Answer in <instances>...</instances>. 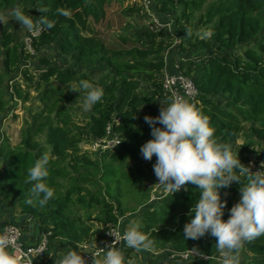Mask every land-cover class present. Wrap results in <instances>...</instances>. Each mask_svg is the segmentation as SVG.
Here are the masks:
<instances>
[{
  "label": "trees",
  "instance_id": "1",
  "mask_svg": "<svg viewBox=\"0 0 264 264\" xmlns=\"http://www.w3.org/2000/svg\"><path fill=\"white\" fill-rule=\"evenodd\" d=\"M22 1L27 0H0V10L17 3L34 21L44 17L53 23V27L46 28L34 39V53L26 49L23 37L27 32L20 30L19 25L16 31L7 25L0 28V197L19 207L24 222H34L40 231H52V238L59 240V246L99 241L104 237L103 227H96L95 221L106 224L126 215L118 198L121 161L128 157L137 161L135 167L138 170L134 167L136 180L126 175L124 178L141 187L144 200L149 198L145 182L150 177L139 172V158L140 146L151 137L149 125L144 121L138 123L139 106L152 105L150 113L157 116L160 101L165 100L157 74L164 68L162 54L171 41L167 37L157 40L158 35L145 32L149 41L139 42L140 48H127L126 55L116 51L108 53L104 44L88 29L92 25L90 17L95 21L101 19L106 0H30L29 8L21 6ZM153 1L155 4L156 0ZM155 8L162 15L180 10L176 21L192 46L205 43V39L193 40L200 26L211 33L205 56H198L191 62L188 74L199 89L196 107L208 116L217 142H226L248 130L253 140L248 150L254 149L256 144L264 147V0H157ZM197 9L201 10L198 20L194 21ZM17 34L21 39L16 37ZM248 42L254 45L250 46ZM53 44L71 61L89 63L102 58L114 69L116 77L130 74L121 83L118 78L110 83L107 76L103 79L105 84L100 81L104 95L88 111L90 119L85 127L78 126L66 112L67 87L59 86L71 82L77 70L73 67L65 69L52 61L45 49ZM177 50L181 51L179 57L186 56L183 45ZM137 75L142 78L138 79ZM146 80L149 93L143 94L139 87ZM31 89L37 94L31 96ZM29 97L32 102L27 111L32 119H25L21 140L13 145L5 138L1 124L12 112L10 104L13 100L18 106ZM35 99L40 101L41 108L35 106ZM114 115L121 117L120 124L113 130L122 137V143L113 151L101 153L100 158L84 152L81 147L84 138L103 137ZM44 152L50 156L47 182L54 191V198L44 207H38L25 202L30 185L24 180L27 168ZM249 153L245 150L238 153L245 167L244 171L238 172L241 183H246L253 174L246 170ZM151 162H155V156ZM238 188L239 183L233 182L229 188L221 189L222 199L227 200L223 219L228 218V209L239 199ZM198 198L199 189L186 183L181 191L144 207L146 213L140 227L154 244L143 250L150 253L162 248L178 251L194 248L208 255L221 254L214 237L205 234L186 240L182 234L183 225L191 218L190 210ZM76 205L89 212L87 218L76 215ZM93 211L97 215L93 216ZM8 221L13 220L8 218ZM243 248L263 257L264 235L244 242L241 250ZM168 258L155 264H224L215 259H192L195 260L192 263L190 259ZM239 262L243 263L241 258Z\"/></svg>",
  "mask_w": 264,
  "mask_h": 264
},
{
  "label": "clouds",
  "instance_id": "2",
  "mask_svg": "<svg viewBox=\"0 0 264 264\" xmlns=\"http://www.w3.org/2000/svg\"><path fill=\"white\" fill-rule=\"evenodd\" d=\"M7 15L17 21L24 32L40 30L42 26L53 27V23L44 17L34 21L18 6L9 9ZM204 35L211 33L205 31ZM67 90L83 92L82 111L90 110L104 95L103 88L88 79L67 85ZM160 102L157 116L143 117L149 125L151 138L140 146V154L144 160L155 156L154 175L158 183L172 192L186 183L199 189V198L190 210L191 218L183 225L184 238L196 239L205 234L214 237L224 264H239L243 243L264 235V166L252 172L246 183H241L238 172L244 171L245 167L238 152H234L229 144L217 142L208 116L181 95ZM49 161V154L44 152L27 168L24 183L30 187L26 203L44 207L54 198V191L47 182ZM233 182L239 183V199L228 209V218L223 219L227 200L222 199L221 189L229 188ZM108 234L114 235L111 231ZM123 241L136 251L154 244L135 221L124 230ZM110 245L102 258L93 256V264H125L122 249ZM0 264H18V257L9 251L6 237H0ZM57 264H85V260L80 252L69 250ZM127 264H133V261Z\"/></svg>",
  "mask_w": 264,
  "mask_h": 264
},
{
  "label": "rangeland",
  "instance_id": "3",
  "mask_svg": "<svg viewBox=\"0 0 264 264\" xmlns=\"http://www.w3.org/2000/svg\"><path fill=\"white\" fill-rule=\"evenodd\" d=\"M32 3H30V0H27L26 2L22 1L21 6H25V8H29ZM17 3H14L13 5L7 6L4 9L0 10V28L5 27L7 25L12 29V31H16V27L19 25L17 21L12 19L10 16L7 15V12L9 9L13 7H17ZM155 6H157V0H152V7L149 6V8H145L141 3H135L132 0H106L104 3V14H101V19L99 21L92 20V17L89 18V20L92 21V25L88 29L92 33H94L95 36L104 44L106 49H108V53H111V50H114L116 52H121L122 55H126L125 52H127L129 49L127 47H137L140 43L147 42L148 37L145 35V32L158 35L157 40L159 39H165L166 37L170 39L171 44L169 47L165 48L163 52V60L168 57V67H173V61L178 59L180 61L181 70L182 72L188 74L190 73V66L191 62L196 61L200 57H204L206 54L208 47V44L210 45V35L205 36L204 35V27L200 26L194 33L193 40L195 41L198 39H205V43H198L196 46H192L188 43V36L182 32L181 27H179V23L176 21L177 18L180 16V10H173L170 12H165L164 15L157 12ZM181 8V6H179ZM201 9H197L194 15V21L198 20V14ZM155 11L158 13L156 14ZM154 13V14H153ZM69 15L71 13H68ZM155 18H159V22L163 21L166 22L165 25L162 28H158L156 24ZM185 22V20H183ZM158 26L160 24H157ZM7 27V28H8ZM20 27V25H19ZM28 33V32H27ZM23 37V41L25 42L26 35ZM84 34H88V31H83ZM18 39H21L20 35H16ZM27 39V38H26ZM207 44V45H206ZM250 46L254 45L252 42H248ZM179 45L184 46V53H187L184 58H178L180 56V50H177ZM34 48V47H33ZM27 49V48H26ZM28 50V49H27ZM47 53H49L52 57V61L61 67H64L65 69L73 67L77 70L76 75L74 76L73 80L69 83H61L59 86H65L78 82L81 79H88L94 83H99V81L104 79L105 76H107V80L112 83L115 79L118 78L119 83H121V80L126 76H120L116 77V75L113 78H110V70L113 69L111 65L102 58H97L95 61L92 62H76L74 60H70L68 55H65L59 51V47L55 44H53L49 49H45ZM29 51V50H28ZM31 52V51H30ZM239 52V51H235ZM32 53V52H31ZM199 55H198V54ZM197 55V56H196ZM182 65L184 67L182 68ZM106 73V74H105ZM127 74V73H125ZM104 75V76H103ZM141 75V74H140ZM137 75V78H142L143 75ZM189 75V74H188ZM163 72H159L157 74V80L162 79ZM100 78V79H99ZM137 80V79H136ZM138 81V80H137ZM103 84H105V81H102ZM145 85V88L144 86ZM141 87H139V92H142L143 94L149 93L146 91V88L148 87V81L143 83ZM31 89V96H34L37 94L36 91H32ZM65 93L68 94L65 98V103H68V108L66 109V112L68 115L72 116L75 120L76 124L80 127H85L89 123V114L88 111H82V104H81V97L83 95V92L80 93L72 92L65 89ZM163 98L165 100L168 99V96L163 93ZM158 100V97L156 98V101ZM160 100V99H159ZM163 101V99H162ZM32 102V97H29L28 101L26 102H19L18 106L16 105L17 101L13 100L10 104L11 108L13 107L12 112H10L7 116V118L2 122L1 124V130L5 134V138L8 139L13 145L17 144L21 140V131L22 128L25 126V119L27 121H30L32 119L31 113L27 111V107ZM36 107L39 106L41 108L40 101H36ZM142 106V105H141ZM153 116V115H149ZM248 130L242 131L239 134L235 135V138H229L226 142H219L223 144H229L232 146V150L234 152H243L244 150L246 153L251 152L259 155L264 159V147L256 144L254 146V149L248 150V147H251L253 144L252 137L249 133H247ZM95 139V138H94ZM90 140L89 137H85L84 141L81 143L82 150L84 152H87L90 155L96 156L100 158V152L99 150H94L92 148L93 140ZM43 140V139H42ZM252 142V143H251ZM50 148V147H49ZM258 151V153H256ZM249 153V154H251ZM262 153V154H261ZM139 172L142 171V173L145 176H149L150 178L154 177L153 167L154 164L151 162V160H144L142 156L139 158ZM137 161L132 159L131 157H128L126 160L120 162L119 167V176L121 177L120 182V194L118 195L119 202L121 203V208L124 209V213L126 214L123 216L122 221L129 226V223L131 221L137 222L139 225L143 224V216L146 213L144 210V207L151 205L154 202H150L148 199L147 201L143 199L141 195V187H139L138 184L134 183L132 180H128L124 178V175L131 176L133 180H136L135 174H134V167L135 163ZM135 170H138L137 167H135ZM238 175H241L240 173ZM149 178V179H150ZM147 184V182H146ZM149 186L148 184L146 187ZM150 194L152 195V192L150 191ZM144 201V202H143ZM117 202V201H116ZM132 210H136L131 212ZM74 211L76 212L77 216H82L84 218L86 217L87 210L79 205H76L74 207ZM131 212V213H130ZM99 214V213H98ZM97 215L95 211H93V216ZM122 217V216H120ZM20 220V219H19ZM96 227L102 229L103 227V234L106 230V224L101 223L100 221L94 222ZM19 225L22 227L23 230L28 229L27 223H22V221H19ZM104 225V226H103ZM95 227V226H94ZM59 242L57 239L51 238L50 247L53 244H56ZM92 244L94 241L91 242ZM98 243V242H97ZM97 243L93 245L92 247H96ZM165 248V247H164ZM163 249V248H162ZM155 250V253L164 255L163 259L165 258H172L177 259L174 257H171V253L165 251L167 254H163V250ZM127 251V252H126ZM126 252V254H125ZM125 264H127L128 261H133V264H145L146 260L150 259V254L147 253L145 250L136 251L132 248H127L125 250ZM153 253V251H151ZM150 252V253H151ZM246 253L247 259L243 258V263L240 264H264L260 262H264V256L259 257L256 255V253L251 252L243 248L241 253ZM222 253V252H221ZM223 255V254H222ZM155 259V258H154ZM169 259V258H168ZM196 259V258H192ZM190 259L192 263L195 260ZM213 259L224 263L223 256H221V260L218 256H215ZM153 260V259H152Z\"/></svg>",
  "mask_w": 264,
  "mask_h": 264
},
{
  "label": "built area",
  "instance_id": "4",
  "mask_svg": "<svg viewBox=\"0 0 264 264\" xmlns=\"http://www.w3.org/2000/svg\"><path fill=\"white\" fill-rule=\"evenodd\" d=\"M132 1L135 3H141L145 8H149V6L152 7V0ZM155 13L158 14L156 11ZM155 20V25L158 28H162L166 23L163 21L159 22V18H155ZM157 24L160 25L158 26ZM45 29L46 28L42 26L40 30L27 33V39L25 38V47L32 53L35 52V49L33 48L34 39L38 37ZM168 64L169 61L167 57L162 70L163 76L161 79V87L163 93L168 97H173L175 95L184 96L196 106L198 103L199 89L194 78L182 72L180 61L178 59L173 61V67L169 68ZM120 122L121 117L119 115H114L106 126L105 135L103 137H97L92 141V148L94 150H99L100 154L116 149V147L121 144L122 137L114 132L113 127L115 125H119ZM261 165L264 166V159L262 157L255 153L248 155L246 164L247 172L252 173L259 171L261 169ZM262 170H264V167H262ZM146 182L149 185L146 187L149 193L148 200L150 202H154V204L160 202L165 196L169 194H174L181 191L185 186L182 185L179 190L172 192L169 188H166L158 183L156 176L147 179ZM146 182L145 185H147ZM150 191L152 192V195L150 194ZM122 219L123 217H118L116 222H109L106 225L104 237L98 241L96 247H92L93 244L91 242H82V257L85 260V264H93L94 257L97 259L102 258L109 244H112L110 246L120 247L122 251L125 252L128 247L123 241V232L128 226L122 221ZM108 231H111L114 235H109ZM22 234L21 226L14 221L7 220L3 223L2 228L0 229V237L7 238L9 241V251L18 257V264H28L29 261H31V264H42L48 250L50 249L52 231H41L39 240L31 244L22 242ZM168 252L171 253V257L183 260L192 258L210 260L214 258L213 255L202 253L194 248H188L182 251L170 249ZM57 262H49L46 264H57Z\"/></svg>",
  "mask_w": 264,
  "mask_h": 264
},
{
  "label": "crops",
  "instance_id": "5",
  "mask_svg": "<svg viewBox=\"0 0 264 264\" xmlns=\"http://www.w3.org/2000/svg\"><path fill=\"white\" fill-rule=\"evenodd\" d=\"M148 41H149V39H148ZM147 42H145V43H147ZM138 47L140 48V46H138ZM127 48H130V47H127ZM113 51L114 50H111V53H113ZM178 58H180V57H178ZM181 58H184V57L182 56ZM164 64H165V59H164ZM109 70H110V73H109L110 74V78L112 77L111 79L113 80V78H114V76L116 74L114 73V69H109ZM125 75L127 77L130 74L129 73L128 74H125L124 73L123 76H125ZM100 81L98 83L99 85L101 84ZM102 81H104V80H102ZM151 107H152V105H150V104H142V106L141 105L139 106V111H140L139 112V115H138V119H139V122L138 123L139 124L144 121L143 120V117L145 115H150L151 114L150 113ZM157 111H159V109ZM158 114H159V112L156 115H158ZM91 140H92V138H91ZM8 218H11L17 224H19V221H22L23 224L24 223H27L28 224V229L27 230H23L22 229V233L23 234H22L21 240H22L23 243L31 244V243H35V242H37L39 240L41 231L38 230V228L35 225V223L32 222V221H29V220L27 222H24L23 220H24L25 217L20 212L19 207L17 205H15L14 203H12L11 201H6V200L2 199V197H0V229L2 228L3 223L6 220H8ZM97 242L98 241L95 240L94 243H93V245H95ZM57 244H58V242L56 244H53L50 247V249L48 250V252H47V254H46L45 258H44V262H42V264H46V263H49V262H57V261H59L61 259V257L66 252H68L69 250H76V251L80 252L81 255L83 253V243H78L76 246H74V245H62V246H59ZM168 250H170V249H164L163 250V254H167L165 251L168 252ZM241 252H242V250L239 253V257L241 258V260H243V258L247 259L246 253L245 252L244 253H241ZM220 253H221V251H220ZM149 254L151 255L150 256V259L151 260H146V263L145 264H155V263H158L159 261L163 260V256L164 255L155 253V250L153 251V253L151 252ZM217 255H219L218 257L221 260V256H223L222 253L221 254H217ZM217 255H215V256H217ZM124 256H125V254H124ZM223 260H224V257H223ZM260 263H262V262H260ZM239 264H240V262H239Z\"/></svg>",
  "mask_w": 264,
  "mask_h": 264
},
{
  "label": "bare ground",
  "instance_id": "6",
  "mask_svg": "<svg viewBox=\"0 0 264 264\" xmlns=\"http://www.w3.org/2000/svg\"><path fill=\"white\" fill-rule=\"evenodd\" d=\"M25 36V35H24ZM28 52V51H27Z\"/></svg>",
  "mask_w": 264,
  "mask_h": 264
}]
</instances>
